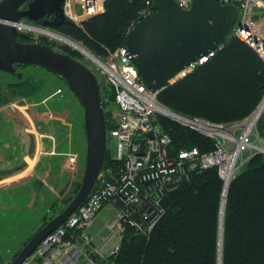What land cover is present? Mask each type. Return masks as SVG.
<instances>
[{"label":"built area","instance_id":"1","mask_svg":"<svg viewBox=\"0 0 264 264\" xmlns=\"http://www.w3.org/2000/svg\"><path fill=\"white\" fill-rule=\"evenodd\" d=\"M151 1H144L138 20L150 16ZM175 1L181 7L189 8L190 0ZM104 2L64 0V15L79 24L103 12ZM217 2L238 8L226 38L234 37L244 42L264 61V0ZM35 26L54 30L24 19L18 21L16 29L35 37L47 36L34 30ZM213 53L180 71L173 81L186 76ZM91 55L92 62L87 66L99 82L102 107L111 125L107 130L109 157L85 200L39 241L22 264H112L109 258L118 251L125 228L151 231L163 212V198L175 190L191 170L215 167L224 186L248 158L264 153V92L247 116L226 125L178 113L174 119L164 112L166 107L158 101V93L163 87L151 89L141 81L125 46L117 47L103 57ZM160 116L201 133L212 140L213 147L208 151L194 146L173 152L170 137L159 122ZM113 146L114 153L111 152ZM65 155L67 162L76 157L71 153ZM106 206L112 210L105 223L107 234L97 233L99 242L95 244L96 237L85 230Z\"/></svg>","mask_w":264,"mask_h":264},{"label":"trees","instance_id":"2","mask_svg":"<svg viewBox=\"0 0 264 264\" xmlns=\"http://www.w3.org/2000/svg\"><path fill=\"white\" fill-rule=\"evenodd\" d=\"M144 1L105 0L103 12L57 30L103 57L124 46ZM64 49L78 57L76 51ZM7 88L8 94L2 97L0 84V106L26 95L19 81L8 82ZM263 92L264 61L247 44L231 37L186 76L163 87L158 100L180 115L227 124L247 116ZM105 120L108 130V115ZM159 122L175 153L194 146L201 151L213 147L211 139L169 117L160 116ZM108 157L106 150L104 163ZM180 183L163 198V212L151 231L125 228L118 251L109 258L112 264H219L220 249V264H264V153L248 158L227 187L221 248L224 186L217 169L191 170Z\"/></svg>","mask_w":264,"mask_h":264},{"label":"water","instance_id":"3","mask_svg":"<svg viewBox=\"0 0 264 264\" xmlns=\"http://www.w3.org/2000/svg\"><path fill=\"white\" fill-rule=\"evenodd\" d=\"M63 5L64 0H0V72L11 74L16 67L34 65L64 81L82 107L86 136L84 172L75 196L38 228L9 264H22L39 241L85 200L106 156V120L95 74L78 58L49 44L20 40L26 33L7 22L24 19L52 29L71 24ZM151 8L154 11L148 19L136 21L124 40L139 78L151 89L165 87L180 71L214 52L238 13L237 6L217 0H190L189 8L175 0H152ZM167 110L171 113L168 116L176 119V113Z\"/></svg>","mask_w":264,"mask_h":264},{"label":"rangeland","instance_id":"4","mask_svg":"<svg viewBox=\"0 0 264 264\" xmlns=\"http://www.w3.org/2000/svg\"><path fill=\"white\" fill-rule=\"evenodd\" d=\"M148 9L152 10V12L154 11L151 5H149ZM144 19H148L147 16L144 17ZM53 31L66 36L61 31H58L57 27H54ZM47 36L37 35L35 37L34 35L26 34L25 41H42L62 52H64V48L67 47L70 50L76 51L78 53L77 58L84 64L90 65L92 62L89 57L78 52L74 47L50 35ZM77 43L80 44L79 42ZM17 70L18 71L14 74L0 72V84L3 90L2 97L8 94L9 90L7 88V83L10 81H19L22 87L21 91L26 95L17 96V98L2 104L0 106L2 108L0 113L5 117L7 115L6 113L16 112V114L19 115L22 113L25 115L23 117L26 122H32L33 120V122L37 123L38 120L41 121L39 122L40 126H32V123L30 127L25 125L28 133V129L33 127V129L30 130L32 141L30 147L33 152L32 154L30 152L31 155H28L27 161L30 160L32 163L37 156L45 154L42 152V141H44L43 145L46 149H48L49 143L51 145L50 149L51 147L52 149L47 151V153L51 155H41L40 161H43L46 156L55 154V149L59 151L57 146L62 139V141H65L66 144L69 145V148L66 149V151H61V153H59L61 156L58 155L61 159V163L58 165V173L62 179L61 182L60 179H57L59 180L57 184L60 183L58 185L56 184L57 187L55 186L56 188H54V191L42 193L43 191L41 192L39 190L41 184L50 188L52 183L50 178L46 179V177H44V173L37 172L36 176L28 178L29 180L36 178L35 184L39 182V185L38 183L36 186L32 183V185L26 183L25 191L23 194L18 195V200H13L9 202V204L6 202L3 203V195H0V264H9L35 231L66 207L79 189L85 163L86 136L83 130V111L75 96L67 88L65 82L39 66L30 65L18 68ZM18 92H20V90ZM34 110L35 114L33 115ZM222 125H226V123ZM22 130L23 128H20V131ZM36 149L39 152H37ZM111 152L114 153V146ZM66 153L75 155V159L67 162ZM37 166L36 169H33V174H35V170L40 171L42 167H44V165L41 164ZM30 171L31 169H28L26 173H30ZM8 181L2 180L0 181V185L7 184ZM229 183L228 180V182H225L224 186L227 188ZM11 192L17 194L14 191ZM9 194L11 193L6 194V196H9ZM20 213L23 214L24 219L21 218ZM111 213L112 210L110 206L103 208L95 216L92 225L86 228L85 231L95 237L97 233H100L102 236L106 235L107 230L104 224L111 217ZM115 240L116 239L112 242H115ZM94 242L97 244L99 239L96 237ZM106 249L108 250V246Z\"/></svg>","mask_w":264,"mask_h":264},{"label":"crops","instance_id":"5","mask_svg":"<svg viewBox=\"0 0 264 264\" xmlns=\"http://www.w3.org/2000/svg\"><path fill=\"white\" fill-rule=\"evenodd\" d=\"M1 110L2 108L0 107V111ZM6 114L7 115L5 117L3 114L0 113V178L4 181L9 180L7 184L0 185V195L1 194L3 195V203L6 202L9 204V202L13 200H18V195L23 194V192L25 191L26 183L27 184L32 183L34 184V186H36L38 183L39 185V182L35 184L36 178H33L32 180H29L28 178V177L36 176L37 172L44 173V177H46V179L50 178V181L52 183L51 186H53V187L50 186V188H47L45 185L41 184L39 190L41 192L43 191L42 193H45V192L47 193L48 191H54V188L57 187V185L61 182V179H62V177L59 176V173H58L59 172L58 165L61 163V159H60L61 155L59 153H61V151H66V149L69 148V145H67L65 141H62L63 139L60 140L57 146V149L59 151H56L55 149V152H56L55 154H52V156H46V158L43 161H40V158L42 157L41 155H45V154L51 155V154H48L47 151L52 149V147L50 149V146H51L50 143H49L48 149H46V147H44L43 145L44 141H42L41 143L42 152L45 154H41L40 156H37L35 161L31 163L30 160L27 161V157H29L33 152L30 147L32 143L30 130H32L33 127H31L30 129L27 128L29 130V133H28L26 131L25 125L30 127L32 123V126L35 125L36 127V126H40L39 122L41 121L38 120V122L36 123V122H33L32 120V122L29 121L30 122L29 123L24 120L23 116L25 115H23L22 113L20 115L16 114V112L6 113ZM34 114H35V110L33 111V115ZM20 128H23V130L20 131ZM38 164L44 165V167H42L40 171L35 170L34 172L35 174H33V169H36V167H38L37 166ZM26 168H28L29 170L31 169L30 173L29 172L26 173V171L28 170ZM1 179L0 181H2ZM57 179H60V182L58 184L57 182L59 180ZM11 191H14L17 194L12 193ZM8 193H11V194H9V196H6V194ZM20 216L21 218L24 219V216L22 213H20ZM104 227H105V224H104Z\"/></svg>","mask_w":264,"mask_h":264},{"label":"bare ground","instance_id":"6","mask_svg":"<svg viewBox=\"0 0 264 264\" xmlns=\"http://www.w3.org/2000/svg\"><path fill=\"white\" fill-rule=\"evenodd\" d=\"M10 24H12V25H14L15 27H17L18 26V21H10L9 22ZM34 30H36V31H38V32H41V33H45L46 35H50V36H52V37H54V38H57L58 40H60V41H62V42H64V43H66L67 45H70V46H72V47H74V49L75 50H78L79 52H81L82 54H85L87 57H89V58H92L93 56L91 55V53L88 51V50H86L84 47H82L80 44H78V43H76V42H74V41H72V40H70L69 38H67V37H65L64 35H61L60 33H57V32H55V31H53V30H45V29H43V28H41V27H38V26H35L34 27ZM259 31V30H258ZM259 33H260V31H259ZM164 112L166 113V114H168V115H171V113L168 111V110H164ZM106 116V115H105ZM210 128H217V129H222L223 127H220V126H210ZM184 179V178H183ZM182 179V180H183ZM181 184V183H180ZM226 190H227V188H224L223 189V194H222V202H221V210H222V212H223V210H224V204H225V202H224V196L226 197ZM221 213V212H220ZM222 223H223V213H222V218L220 217V230H219V232L221 233L220 234V248H221V236H222ZM124 234V233H123ZM219 264H220V258H221V249H220V251H219Z\"/></svg>","mask_w":264,"mask_h":264},{"label":"clouds","instance_id":"7","mask_svg":"<svg viewBox=\"0 0 264 264\" xmlns=\"http://www.w3.org/2000/svg\"><path fill=\"white\" fill-rule=\"evenodd\" d=\"M74 24H75V23H74ZM227 34H228V33H227ZM226 36H227V35H226ZM225 38H226V37H225ZM225 38H224V39H225ZM224 39H223V40H224ZM223 40H222V41H223ZM221 43H222V42H221ZM221 43H220V44H221ZM220 44H219V45H220ZM174 78H175V77H174ZM174 78H173V79H174ZM173 79H172L170 82H172ZM176 80H177V79H176ZM176 80H175V81H176ZM172 83H173V82H172ZM169 84H171V83H169Z\"/></svg>","mask_w":264,"mask_h":264}]
</instances>
